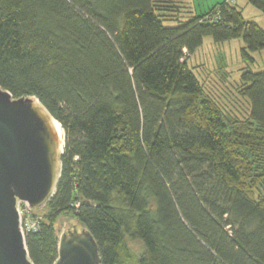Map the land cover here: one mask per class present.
Instances as JSON below:
<instances>
[{"label": "trees", "instance_id": "1", "mask_svg": "<svg viewBox=\"0 0 264 264\" xmlns=\"http://www.w3.org/2000/svg\"><path fill=\"white\" fill-rule=\"evenodd\" d=\"M170 2L0 0V85L65 131L56 192L26 233L34 264L56 263L68 214L103 264H264V70L242 74L237 127L186 59L207 35L264 50V28L225 1L166 25Z\"/></svg>", "mask_w": 264, "mask_h": 264}, {"label": "water", "instance_id": "2", "mask_svg": "<svg viewBox=\"0 0 264 264\" xmlns=\"http://www.w3.org/2000/svg\"><path fill=\"white\" fill-rule=\"evenodd\" d=\"M56 121L37 97L16 98L0 85V264H34L17 203L42 207L56 192L64 152ZM55 264H103L86 226L68 222Z\"/></svg>", "mask_w": 264, "mask_h": 264}, {"label": "rangeland", "instance_id": "3", "mask_svg": "<svg viewBox=\"0 0 264 264\" xmlns=\"http://www.w3.org/2000/svg\"><path fill=\"white\" fill-rule=\"evenodd\" d=\"M175 1L177 6L176 2H170L172 7L177 10L172 14L175 20L166 21V25H178L179 21L185 22L193 16L204 14L205 19H216L217 16L212 8L222 0ZM225 2L236 4L246 20L254 21L264 28V13L260 8L248 0H225ZM245 49L250 57L244 54ZM186 59L202 80L206 91L214 96L227 113L233 115L234 124L240 127L242 124L239 119H241L244 121V125H247L245 118L249 113V101L239 92L242 87V74L250 69L253 71L264 70V50H250L241 37L216 42L213 36L207 35L203 45L194 54L188 53ZM48 210V207L38 210L35 217L41 219ZM69 220L75 219L70 214L58 218L56 228L60 236L67 230V221ZM132 246L136 251L141 249L139 242H132Z\"/></svg>", "mask_w": 264, "mask_h": 264}, {"label": "built area", "instance_id": "4", "mask_svg": "<svg viewBox=\"0 0 264 264\" xmlns=\"http://www.w3.org/2000/svg\"><path fill=\"white\" fill-rule=\"evenodd\" d=\"M17 209L20 216V227L26 236L27 232L38 228L40 218L35 217L34 209L27 201L18 200Z\"/></svg>", "mask_w": 264, "mask_h": 264}, {"label": "bare ground", "instance_id": "5", "mask_svg": "<svg viewBox=\"0 0 264 264\" xmlns=\"http://www.w3.org/2000/svg\"><path fill=\"white\" fill-rule=\"evenodd\" d=\"M55 127H56V133L59 139V142L62 146V148H64V144H65V133H64V129L62 128L61 124L59 123V121L55 122Z\"/></svg>", "mask_w": 264, "mask_h": 264}, {"label": "crops", "instance_id": "6", "mask_svg": "<svg viewBox=\"0 0 264 264\" xmlns=\"http://www.w3.org/2000/svg\"><path fill=\"white\" fill-rule=\"evenodd\" d=\"M223 1H225V0H222V1H219V2H223Z\"/></svg>", "mask_w": 264, "mask_h": 264}]
</instances>
